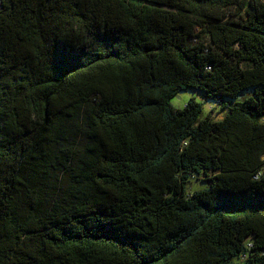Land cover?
Wrapping results in <instances>:
<instances>
[{
    "label": "trees",
    "instance_id": "16d2710c",
    "mask_svg": "<svg viewBox=\"0 0 264 264\" xmlns=\"http://www.w3.org/2000/svg\"><path fill=\"white\" fill-rule=\"evenodd\" d=\"M240 260L264 264V0H0V264Z\"/></svg>",
    "mask_w": 264,
    "mask_h": 264
},
{
    "label": "rangeland",
    "instance_id": "374dc122",
    "mask_svg": "<svg viewBox=\"0 0 264 264\" xmlns=\"http://www.w3.org/2000/svg\"><path fill=\"white\" fill-rule=\"evenodd\" d=\"M200 36L204 37V34H200ZM198 40L199 39H196V41H198ZM192 42L194 43L195 40L194 41L192 40ZM251 93H252L251 89L248 91H244L238 96L237 99L243 100L247 96H249ZM191 97H195L198 101H202L201 95L199 92L193 91V90H187V91L181 92L178 96L174 97L172 99L171 103L175 108H183ZM211 104H214V103H210V104L204 103L203 112H202L201 117H205L210 112V105ZM222 117H223V114H217L216 113V119H221ZM190 184H191L190 190L192 192H194V191H197V190H200V189L207 187L209 183L208 182H202V181L200 182L199 180H197V179L195 180L193 178ZM239 264H244V260H240Z\"/></svg>",
    "mask_w": 264,
    "mask_h": 264
}]
</instances>
